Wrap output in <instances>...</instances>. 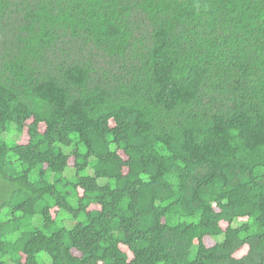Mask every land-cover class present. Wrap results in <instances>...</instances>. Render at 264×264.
<instances>
[{"label": "trees", "instance_id": "trees-1", "mask_svg": "<svg viewBox=\"0 0 264 264\" xmlns=\"http://www.w3.org/2000/svg\"><path fill=\"white\" fill-rule=\"evenodd\" d=\"M0 264H264V0H0Z\"/></svg>", "mask_w": 264, "mask_h": 264}, {"label": "rangeland", "instance_id": "rangeland-1", "mask_svg": "<svg viewBox=\"0 0 264 264\" xmlns=\"http://www.w3.org/2000/svg\"><path fill=\"white\" fill-rule=\"evenodd\" d=\"M1 138L4 139V140H6L9 144H11V141H13L14 139L17 140V141H20V142H22V143L25 142L26 139H27L25 135H23V137L21 136V137L19 138V135L16 134V130H13V126L11 127V130H10L8 133H4V134H2V135H1ZM18 139H19V140H18ZM71 147H72V146H71ZM71 147L66 148V149H63V151H66L67 149H70ZM69 165H70V166L73 165V159H72V158L69 159ZM72 173H73L72 169H69V170L67 169V170L65 171V174H66L67 176H71ZM101 182H103V181L100 180L99 183H101ZM78 191H79V194L82 193V191H81L80 189H79ZM95 208H98V206H96V205H92V206L90 207V209H95ZM58 216H59V217H58L59 223H58V225H57L56 227H54L52 230H56L58 227H61V226H64V227H67V228H71V227L75 224V222H76V221L73 220L68 214H65L63 211H60ZM67 219H70V220H67ZM32 225H33L34 227H40V226H41V221L38 220V217H37V216H36L35 219L33 220ZM223 226H225V224H224ZM38 258H39L40 260H44L45 262L49 263V258H48V256H47L45 253H39V254H38Z\"/></svg>", "mask_w": 264, "mask_h": 264}]
</instances>
